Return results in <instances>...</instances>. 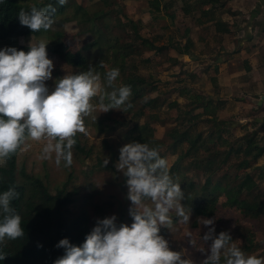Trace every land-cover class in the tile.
<instances>
[{
  "label": "rangeland",
  "instance_id": "1",
  "mask_svg": "<svg viewBox=\"0 0 264 264\" xmlns=\"http://www.w3.org/2000/svg\"><path fill=\"white\" fill-rule=\"evenodd\" d=\"M147 1L67 0L66 8L74 4L80 7L84 14L74 13L72 10L65 13L64 15L67 16L77 15L74 22L65 24L64 32L67 35L81 32L84 34L82 38L88 40L85 36L86 31L92 26L98 27L102 33L101 41L113 43L111 39L115 40L124 33L125 22L122 18L139 19L141 25L137 28V32L143 34L145 39L154 38L153 43L157 46H168V42L171 41L172 46H177L181 54L168 49L158 55L156 53L151 55L152 52L147 54L145 50V52L139 51L137 55L139 63L135 75L147 84L146 94L141 99V103L149 97L156 96L155 92L151 93L149 90L152 88L149 87L151 82L154 83L153 88L159 90L156 106L139 109L137 102L134 108H128L125 112L122 107L102 113L98 101L91 100L93 110L83 118L85 132L80 133L81 142L91 150L88 158L73 154L71 167H64L63 162L57 167L54 153L51 160L40 158L46 140H26L16 158L17 172L23 170L25 174L38 179L50 194L61 188L70 193L72 195V204L68 206L70 215H76L80 210H84L91 228L95 226L97 219L112 215L117 217V225L123 223L130 226L133 222L129 216L131 202L126 199L128 191L126 178L115 169L114 165L119 159V149L128 143L124 134L134 123L139 125L146 122L151 126L153 137L162 141V146L157 150L165 156L168 167L174 157L167 153V145L170 141L165 134L172 129L182 131L187 127L186 120L191 117H195V125L192 128L194 134L202 133L206 136L217 128L223 129L228 144L233 146L231 148H235L237 139L254 132L255 140L259 145H264V41L261 40L264 27V0H221L223 6L220 8L216 6L214 15L216 22L228 25L229 32L226 35L214 34L208 29L203 30V26L194 22L200 15L201 8L191 11L188 17H184L176 0H159L163 3L170 2L171 8L167 13L172 19L168 17L163 19L160 12L157 28L148 23ZM192 1L194 0L189 2ZM94 15L105 16L101 20H96L93 19ZM162 25H165L163 29ZM206 25L209 27L213 24ZM80 39L76 36L70 40L80 43ZM186 39L190 43L189 46L186 44ZM41 40L49 43L46 38L35 41L28 38H7L0 40V50L6 47L16 49L18 46L29 47L30 43L36 46ZM124 42L129 40L127 38L117 40L118 44ZM49 44L46 51L48 58L53 61L54 69L52 79L46 81V86L52 91L58 79L75 74L76 69L59 62L49 54ZM146 55L152 60H149V63H140ZM101 87L105 92H111L106 86L101 85ZM99 95L95 97L99 98ZM170 102L176 103L177 106L168 109L167 104ZM104 127L106 129H103ZM102 140L107 141V144H113L114 154L104 148ZM214 147L218 149V146ZM180 149L184 150L185 145ZM220 149L224 147L221 146ZM107 158H109L108 164L112 165L114 171L97 168V160L103 163ZM187 162L183 160L179 164L180 168L185 170ZM263 163V158L257 160L256 169ZM1 164L2 160H0ZM256 169L253 170L252 167L246 171L255 177ZM225 172L230 178L234 174L243 172L240 158L230 157L216 175ZM183 174L186 176L184 179L189 181L203 180L201 174L190 170L183 171ZM17 181L23 183L28 191L32 188L19 173ZM175 181L174 183L179 184V180ZM257 185L264 193V179ZM30 195L31 193L27 195L28 200H32ZM146 203L151 206L150 201ZM170 215L173 223L171 227H161L160 235L168 241L170 250L181 252L182 258H191L194 264H201L206 259L205 253L201 250L207 251L211 243L209 241L204 244L201 240L208 228L202 225V221H197L196 228H192L194 221L192 215L188 225L181 224L174 212ZM220 217L222 221L215 226L216 234L227 231L233 243L246 255L264 257V216L253 220L243 217L236 210H222ZM188 233H191L195 241L194 247L189 243ZM243 247L247 250L244 251Z\"/></svg>",
  "mask_w": 264,
  "mask_h": 264
},
{
  "label": "trees",
  "instance_id": "2",
  "mask_svg": "<svg viewBox=\"0 0 264 264\" xmlns=\"http://www.w3.org/2000/svg\"><path fill=\"white\" fill-rule=\"evenodd\" d=\"M181 13L184 17H188L191 11L199 10V16L194 20L195 23L203 26V30L212 31L214 34H227L228 25L215 21V7L223 6L221 0H176ZM48 5H52L56 9L53 14L54 24L48 31L41 29L39 32H32L27 27L21 26L18 13L21 9L30 12L35 6L38 10ZM171 8L170 2L163 3L159 0L147 1L148 23L155 25L157 28V18H171L168 10ZM69 10L74 13L81 12L82 9L74 4L61 6L58 0H0V40L12 38H28L34 41L46 38L49 41V54L56 58L59 62L75 68L77 73L85 72L89 66L94 67L95 71L101 76V85H106L105 73L112 69H119L120 75L115 82V87L130 86L131 95L127 103L132 107L139 102V109L154 108L155 102L159 97V90L153 88L154 83H149L150 92L156 93L155 97H149L141 103V99L146 94V83L137 74L138 63L137 55L139 51L158 55L168 49H172L177 54H181L180 49L168 42V46H157L153 43V39L144 37L137 32V28L141 25L139 19H123L125 22L123 32L117 39L109 41H101V34L98 27H91L86 32L88 40H84L81 32L67 35L64 32V26L67 23L74 22L76 15H64ZM105 15H94L93 19L101 20ZM156 18V19H155ZM121 19V20H122ZM172 19V18H171ZM86 21L88 19H85ZM213 24L206 27V24ZM120 25L122 23H119ZM161 26V23H160ZM162 29L165 25H162ZM105 28V27H104ZM264 34V27L262 29ZM162 35V34H161ZM79 36L80 43L70 40ZM156 36V34L154 35ZM127 38L129 42L121 44L117 43L118 39ZM157 40L159 39L158 37ZM70 42V43H68ZM186 44L190 45L186 39ZM141 48V50H140ZM185 51L187 49L184 48ZM17 50L28 52L29 47L18 46ZM145 50V51H144ZM184 51V52H185ZM150 55V56H151ZM153 57V56H152ZM94 61L91 63V61ZM152 60L146 55L141 62ZM91 63V64H90ZM149 63V62H148ZM147 63V64H148ZM112 91V88H108ZM98 97H93L92 102ZM109 101L107 98L104 103ZM159 105V104H158ZM126 106V105H125ZM176 103L167 104L168 109L175 108ZM135 114V112L133 113ZM195 117L186 120L187 127L182 131L172 129L165 134L170 141L167 145V153L174 157L168 167L169 175L173 182L179 180L181 190L185 193V199L182 204L186 210L191 209V215L194 218L192 228H196L197 221L201 218L215 219V226L221 223L222 210H236L243 217L248 219H259L264 216V193L258 189V182L264 179V163L255 167V163L260 158L264 159V145H259L255 140V133H248L237 139L235 148L228 144V140L224 135L223 129H215L212 133L204 136L202 133H193V125ZM100 124H97L99 126ZM103 129H106L104 127ZM128 143L136 141L148 144L150 148L158 149L162 146V141L153 137V130L148 123H134L124 134ZM76 144L73 148V154L88 158L91 150L81 142L80 133L74 137ZM102 144L107 151L114 154L113 144H107L102 140ZM185 145V149L180 148ZM22 146V144H21ZM21 146L9 157L2 160L0 165V193L14 188L19 193V198L12 202V207L21 216V227L24 229V236L16 240H8L6 246H3V252L7 254V258L0 261V264H53V261L64 254V249L56 248L55 245L61 240L67 238L73 245H81L87 234L92 230L87 213L80 210L76 215H70L68 206L72 204V195L64 188L58 189L54 194H50L43 184L36 178L25 174L23 170L17 172L16 158ZM214 146H218L216 149ZM223 146L224 149H220ZM226 148V149H225ZM161 158L165 156L159 153ZM239 157L242 171L234 174L231 178L228 173L222 175L216 172L227 164L230 157ZM187 160L185 170H190L201 174L203 180L201 182L189 181L184 179V168H180L179 164ZM97 168L102 170H112V165L104 164L97 160ZM257 166V165H256ZM254 168L257 170L255 177L252 173H248L247 169ZM227 169L229 166L227 165ZM32 186L28 191L23 183L17 181V174ZM217 177V178H216ZM181 178V179H180ZM259 180V181H258ZM180 181H182L180 183ZM182 184V185H181ZM32 200L27 199L30 194ZM263 197H260L262 196ZM122 224L119 223L118 226ZM94 227V226H93ZM42 245L43 247H38ZM247 250L245 247L242 248ZM221 264H225L224 257H221Z\"/></svg>",
  "mask_w": 264,
  "mask_h": 264
},
{
  "label": "clouds",
  "instance_id": "3",
  "mask_svg": "<svg viewBox=\"0 0 264 264\" xmlns=\"http://www.w3.org/2000/svg\"><path fill=\"white\" fill-rule=\"evenodd\" d=\"M58 3L63 6L67 0ZM55 12L52 5L39 10L33 6L30 12L21 9L18 19L33 33L48 31L55 22ZM48 44L44 40L36 46L30 43L27 53L14 47L0 50V160L26 140H46L40 158L51 160L54 153L57 167L62 162L64 167H71L74 137L85 132L83 118L93 110V97L100 94L98 107L102 113L122 107L125 112L132 107L127 103L130 86L115 87L119 69L105 73L106 85L113 89L110 93L102 89L101 76L91 66L85 72L58 79L54 90L49 91L46 81L52 79L54 64L48 58ZM103 163L107 167L109 158ZM114 167L126 178V199L131 202L129 216L133 222L118 226L115 215L97 219L81 245H73L67 238L55 245L64 249V254L53 264H194L191 258H182L181 252L170 250L168 241L160 235L161 227H171V213L184 225L191 217V209L186 210L182 204L185 193L169 175L166 159L156 148L132 141L119 149ZM18 198L14 188L0 193V261L7 258L3 252L6 242L24 236L22 218L12 207ZM201 220L208 228L201 240L204 244L211 241L207 251L201 250L206 255L201 264H221L222 256L225 264H264V257L246 255L237 247L229 232L216 234L214 218ZM187 237L194 247L191 233Z\"/></svg>",
  "mask_w": 264,
  "mask_h": 264
},
{
  "label": "crops",
  "instance_id": "4",
  "mask_svg": "<svg viewBox=\"0 0 264 264\" xmlns=\"http://www.w3.org/2000/svg\"><path fill=\"white\" fill-rule=\"evenodd\" d=\"M227 7H229V6H227ZM263 25H264V23H263ZM19 39H20V38H19ZM261 40L264 41V34L261 35Z\"/></svg>",
  "mask_w": 264,
  "mask_h": 264
}]
</instances>
